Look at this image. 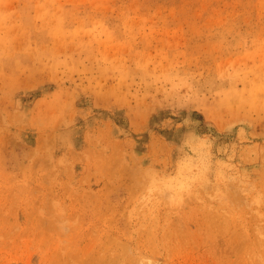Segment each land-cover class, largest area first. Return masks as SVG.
<instances>
[{"label":"rangeland","instance_id":"1","mask_svg":"<svg viewBox=\"0 0 264 264\" xmlns=\"http://www.w3.org/2000/svg\"><path fill=\"white\" fill-rule=\"evenodd\" d=\"M0 264H264V0H0Z\"/></svg>","mask_w":264,"mask_h":264}]
</instances>
